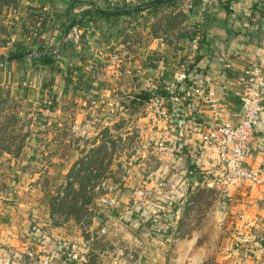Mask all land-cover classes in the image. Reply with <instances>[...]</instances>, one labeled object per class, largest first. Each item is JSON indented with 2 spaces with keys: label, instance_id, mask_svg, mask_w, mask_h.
Listing matches in <instances>:
<instances>
[{
  "label": "rangeland",
  "instance_id": "1",
  "mask_svg": "<svg viewBox=\"0 0 264 264\" xmlns=\"http://www.w3.org/2000/svg\"><path fill=\"white\" fill-rule=\"evenodd\" d=\"M10 7L26 11L17 0L0 2V57L10 52ZM144 86L136 96L102 97V108L72 121L63 114L59 125L32 110L28 117L9 94L0 98L1 255L15 264H264L263 186L221 192L180 175L190 153L177 145L192 130L180 134L158 119ZM76 120L90 126L85 136L72 131ZM158 180L163 188L148 186ZM137 189L147 196L135 204ZM106 197L115 200L108 211Z\"/></svg>",
  "mask_w": 264,
  "mask_h": 264
},
{
  "label": "crops",
  "instance_id": "2",
  "mask_svg": "<svg viewBox=\"0 0 264 264\" xmlns=\"http://www.w3.org/2000/svg\"><path fill=\"white\" fill-rule=\"evenodd\" d=\"M66 1L20 0V7L26 11L20 13L18 9L17 16L8 20V46L10 50L17 48L23 50L19 53L27 54L22 58L0 61V98L9 94L26 107H23V112L28 110V117L32 110L48 117V120L42 118L44 125L51 121L59 125L63 114H70V118L74 115L81 117L83 111H94L96 106L102 108V100L106 101L111 93L127 92L126 96H136L149 81L163 78L177 85L175 79L187 76L193 80L196 75L193 83L214 93L218 100V112L211 111L200 102L191 103L187 108L184 102L186 113H191V106L194 108L197 122L190 114L182 124L181 132L187 129L192 132L207 130L216 116L230 122L237 120L240 87L234 77L240 67L256 63L264 53V0H234L232 9L214 3L205 10L203 20L200 19V7L184 13L181 18L175 17L180 0L162 11L152 7L133 14L94 16L90 21L83 20L78 24L80 39L73 46L70 58L59 56L52 64L42 63L37 59L42 51L39 49L47 47L49 39L61 33L69 16H80L76 12L71 15L66 13ZM93 1L100 3L101 0ZM47 7L50 8L47 12L49 19L43 24V31L32 37L38 15ZM32 8L35 14L28 13ZM176 18L180 23L177 27L172 22ZM161 21H166L164 26ZM193 28L198 36L194 48L190 44ZM200 41L202 46H199ZM187 62L190 64L185 65ZM181 64L185 66L179 67ZM64 67L72 69L68 80H62L60 76ZM193 68L194 74L190 78ZM90 96L97 99L92 101V107L84 102ZM194 139L198 144V136ZM209 153L206 148H201V168L207 166ZM193 159L192 154L188 155L189 167L179 171L189 180L199 179L190 174ZM260 161L256 158L251 164L257 166ZM165 172L166 175H177L169 170ZM172 181L174 183L169 185L175 188L177 183L174 178H171ZM159 182L152 181L148 186L157 190ZM235 185L230 188H235ZM261 188L264 189V186ZM235 191L237 194L244 193L243 188ZM58 249L54 246L53 253ZM154 256L158 254L155 252Z\"/></svg>",
  "mask_w": 264,
  "mask_h": 264
},
{
  "label": "built area",
  "instance_id": "3",
  "mask_svg": "<svg viewBox=\"0 0 264 264\" xmlns=\"http://www.w3.org/2000/svg\"><path fill=\"white\" fill-rule=\"evenodd\" d=\"M219 0H199L200 19H204V12L207 7H211ZM149 0H101L98 5L101 9L113 10L122 6H135L138 4L147 3ZM194 0H180L177 3L179 10L185 14L189 13ZM228 8L232 9V2L228 4ZM15 15L16 10L9 8ZM49 7L42 9L37 18V25L33 29L32 37L40 34L43 31V24L49 19L47 12ZM67 24V22H66ZM196 29H192L190 36V44L193 48L198 43V36L195 33ZM194 33V34H193ZM80 39V31L78 24L72 25L68 31L55 43V48L50 51L54 56L59 57L61 43H69L77 45ZM191 61V58H188ZM192 63V62H191ZM190 64L189 62L185 65ZM185 65H179L184 67ZM227 67H231L227 65ZM196 68V67H195ZM194 68L190 72L189 77L192 78ZM235 82L240 87L239 104L237 105L235 122L221 120L219 117L214 118V122L207 130L199 129L192 132L193 137H186L177 145V150L182 151L187 149L193 155L195 168L190 174L199 177L202 183L207 188H214L221 192H226L231 186L244 182L246 186H264V136L260 134L261 127H264V118L262 111L264 110V53L260 56L256 63H251L239 68L235 74ZM175 84V83H174ZM147 90L150 94L149 108L153 114L166 122V125L171 129H178L181 134L182 125H179L176 120L185 118L191 114L194 115V108L191 106V113H186L183 109V103L190 101L191 103L200 102L205 104L211 111L218 112V100L212 91L199 88L194 83L188 85L183 96H179L175 89L176 85L171 84L163 78L152 80L147 83ZM163 89L166 92H171L170 96H161L158 94V89ZM176 106L182 108L180 114L176 113ZM193 120L197 122L194 115ZM185 124V123H183ZM88 123L82 126L74 123L72 131L79 136H85L89 129ZM198 136V144H195L194 137ZM206 148L210 153L207 166L200 167L202 159L201 148ZM161 150L166 149L160 146ZM259 158V165L253 166L252 160ZM193 180V178H192ZM195 182H198L195 178ZM163 182L158 183V188H163ZM135 204L143 201L147 196L146 190L137 189L133 193ZM101 204L107 209L113 208L115 203L114 198H100ZM157 207H160L157 205ZM134 209V206L132 207ZM159 210L153 209L154 220L156 221V212ZM247 255L244 254V258ZM22 260L21 264H35V260ZM0 264H15L10 259L0 254Z\"/></svg>",
  "mask_w": 264,
  "mask_h": 264
},
{
  "label": "trees",
  "instance_id": "4",
  "mask_svg": "<svg viewBox=\"0 0 264 264\" xmlns=\"http://www.w3.org/2000/svg\"><path fill=\"white\" fill-rule=\"evenodd\" d=\"M4 1L5 0H0V2H4ZM17 1H19V4H20V0H17ZM149 1H152V0H149ZM177 1H179V0H173V1H168V2H164V3L156 4L153 8L154 9H160V7H169V6L174 5V3L177 2ZM231 2L233 3L234 0H219L216 3L220 7L228 9V4L231 3ZM65 3H66V6H65L64 10L66 11L67 14L69 13L71 15L72 12H76L80 16L79 17H76V16H72L71 17V16H69V21L67 22V24L64 22L63 29L61 30V33L59 35L49 39V41H48L49 45H47V47H43V48L39 49V50H42V51H41V55L38 56L37 59L40 62H42V63L52 64L55 60H57L56 56L49 55L50 53L47 54L46 52H48L47 51L48 49L52 50V49L55 48V43L58 42V40L68 31V29L72 25L81 24L83 22V20L84 21L85 20L90 21L94 16H103V17L110 16V15H102V14H100L99 10H101V8L98 5L99 2H96V1H93V0H67ZM77 6H80L79 10L75 9ZM122 7H126V6H122ZM198 7H200L199 6V0H194L193 6L189 10V13L191 11H193V10L196 11ZM118 8H120V7H118ZM34 10L35 9H33V11ZM138 12H140V11H132V12H128V13H121V14H118V15L133 14V13H138ZM114 16H116V15H114ZM201 41H203L202 37H201ZM201 41L199 42V46H202ZM59 50H60L59 56H64L65 58H70L72 53H73V45H71L69 43H61ZM9 51H10L9 54L6 57H4V56L0 57V61H3L7 57H10V56H13V55H17V54H19V52H22L23 50H17V48H15V49L9 50ZM71 71H72L71 67L70 68L69 67L61 68L60 76H61L62 80H68ZM195 76H193V80L188 79L187 76H182L179 79H175V81L177 82L178 87L176 85L177 89H175V91H173V92H177L178 95L183 96L184 91L186 90V87L193 83V81L196 78ZM262 88L264 90V83L262 85ZM158 94L161 95V96H165V95L166 96H170V95H172L171 92H166L165 90H163L161 88L158 89ZM148 96H150V94ZM190 104H191L190 101H185V105L187 106V108H190ZM181 111H182V108L179 107V106H176V113L180 114ZM262 114H264V110H263ZM176 122L179 125H182L183 123H185V118H183V117L178 118L176 120ZM260 134L262 136H264V128L263 127H261V129H260ZM190 166H191V170L194 169L195 168L194 162H191ZM157 217H159V216H157ZM159 230L160 229L158 227H156V225H152L151 224V232L158 233V232H160Z\"/></svg>",
  "mask_w": 264,
  "mask_h": 264
},
{
  "label": "water",
  "instance_id": "5",
  "mask_svg": "<svg viewBox=\"0 0 264 264\" xmlns=\"http://www.w3.org/2000/svg\"><path fill=\"white\" fill-rule=\"evenodd\" d=\"M168 1H173V0H152L149 1L147 3H143V4H138L135 6H126V7H120L117 9H113V10H99V13L102 15H118L121 13H128V12H132V11H144V10H148L152 7H154L156 4H160V3H164V2H168ZM27 53H19L17 55H13L10 57H7L6 60H14L17 58H22L26 55Z\"/></svg>",
  "mask_w": 264,
  "mask_h": 264
}]
</instances>
